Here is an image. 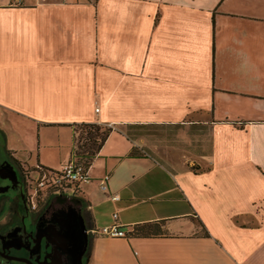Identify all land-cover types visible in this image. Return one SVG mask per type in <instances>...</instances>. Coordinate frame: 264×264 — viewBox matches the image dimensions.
Masks as SVG:
<instances>
[{"label": "crops", "instance_id": "1", "mask_svg": "<svg viewBox=\"0 0 264 264\" xmlns=\"http://www.w3.org/2000/svg\"><path fill=\"white\" fill-rule=\"evenodd\" d=\"M79 123L110 128L67 194L83 264H264V0H0V162L57 169Z\"/></svg>", "mask_w": 264, "mask_h": 264}, {"label": "flooded vegetation", "instance_id": "2", "mask_svg": "<svg viewBox=\"0 0 264 264\" xmlns=\"http://www.w3.org/2000/svg\"><path fill=\"white\" fill-rule=\"evenodd\" d=\"M29 170L10 159L0 162V264H65L57 249L62 243L59 232L67 225L70 245L72 235L80 239L81 207L67 194L37 203L29 190L33 185Z\"/></svg>", "mask_w": 264, "mask_h": 264}, {"label": "built area", "instance_id": "3", "mask_svg": "<svg viewBox=\"0 0 264 264\" xmlns=\"http://www.w3.org/2000/svg\"><path fill=\"white\" fill-rule=\"evenodd\" d=\"M17 3L19 0H16ZM97 111V108L94 109ZM88 166H84L82 163L76 161L72 156L59 165L57 169H41L36 167V170H33L36 175L32 178L31 182L33 184L32 198L36 197L38 192L44 189L48 182L49 185L59 187V191L62 194H73L75 192L76 186L80 183H86L91 180L87 172ZM31 172V170H30ZM109 175L104 174L97 180V187L100 191L105 192L107 190ZM64 186H62V184ZM70 189V190H68ZM37 192V193H36ZM112 200H117L118 196L113 194L110 197ZM112 217H115V214H112ZM99 233L108 237H127L128 232L119 228L117 224L112 223L109 225H104L98 229Z\"/></svg>", "mask_w": 264, "mask_h": 264}, {"label": "rangeland", "instance_id": "4", "mask_svg": "<svg viewBox=\"0 0 264 264\" xmlns=\"http://www.w3.org/2000/svg\"><path fill=\"white\" fill-rule=\"evenodd\" d=\"M237 94L231 93L229 94L228 98L221 100L220 101V105L221 107L229 114L232 115H249L252 111V100L247 98V97H243V98H247V99H240L237 96H235ZM231 115V118H232ZM181 126L175 125L173 127H164V126H154V125H145L141 128H135L133 130H130L131 134H135L136 136H144L146 138H149L151 140H153L155 137H163L165 144L171 145H176L178 144L180 147V153L186 156L188 155V152H186L189 148L188 146V142L184 140L183 135H185L186 133L184 131H182L183 129L180 128ZM181 132V134L179 136H177V133ZM150 142V141H149ZM179 146L175 147L178 148ZM147 152H149L150 154H153L154 148L153 146L146 148ZM1 158V155H0ZM2 160V159H0ZM30 171V170H29ZM32 172V171H31ZM36 175V173L32 172L31 176L32 178H34V176ZM98 180V179H97ZM32 185V184H31ZM30 192H33V185H32V189H29ZM70 190V189H68ZM37 193V192H36ZM36 201L37 203L39 202V204H43L46 202V199L44 198V196H42L41 192H38L36 195Z\"/></svg>", "mask_w": 264, "mask_h": 264}, {"label": "trees", "instance_id": "5", "mask_svg": "<svg viewBox=\"0 0 264 264\" xmlns=\"http://www.w3.org/2000/svg\"><path fill=\"white\" fill-rule=\"evenodd\" d=\"M109 131L110 128L95 123L77 124L72 137L71 156L76 161L82 163L84 166L87 167L92 157H94L101 144L105 140ZM33 170H36V168H34ZM45 184L47 186L44 187L43 190H41V194L42 196H44L45 199L50 195L62 194L61 192L56 193L59 191V187L49 185L48 182H46ZM64 184L65 183H63L62 186H64ZM155 224L156 223H153V225L146 226L153 227L155 226ZM134 233L137 235L143 234L138 229H136Z\"/></svg>", "mask_w": 264, "mask_h": 264}, {"label": "water", "instance_id": "6", "mask_svg": "<svg viewBox=\"0 0 264 264\" xmlns=\"http://www.w3.org/2000/svg\"><path fill=\"white\" fill-rule=\"evenodd\" d=\"M78 214H79L80 221H81L80 239L78 237H75V235H72L71 236L72 238H70L72 239L71 240L72 243L70 245L68 241L69 234H67L68 232L65 229L67 225L62 226L61 231L59 232L60 238L62 239V243L58 242L61 245V247H57V249L58 248L61 249L60 255H61V258L64 260V262H66L65 264H82L81 257L86 248L87 234H86V227L81 217L80 209H78Z\"/></svg>", "mask_w": 264, "mask_h": 264}]
</instances>
